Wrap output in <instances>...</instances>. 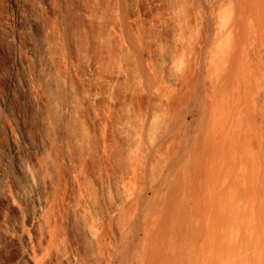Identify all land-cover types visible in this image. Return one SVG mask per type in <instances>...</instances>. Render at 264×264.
Returning <instances> with one entry per match:
<instances>
[{"label":"bare ground","instance_id":"bare-ground-1","mask_svg":"<svg viewBox=\"0 0 264 264\" xmlns=\"http://www.w3.org/2000/svg\"><path fill=\"white\" fill-rule=\"evenodd\" d=\"M55 1L0 0V263L264 264V0Z\"/></svg>","mask_w":264,"mask_h":264},{"label":"rangeland","instance_id":"rangeland-1","mask_svg":"<svg viewBox=\"0 0 264 264\" xmlns=\"http://www.w3.org/2000/svg\"><path fill=\"white\" fill-rule=\"evenodd\" d=\"M29 1V2H28ZM32 1V0H31ZM30 0H24V2H26V3H24V5H25V8H26V10H28V11H31V9H32V2H31ZM34 1V0H33ZM57 1V0H56ZM55 1V2H56ZM29 3V4H28ZM56 4H58V3H56ZM2 5V4H1ZM2 6H0V8H1ZM2 10V9H1ZM3 11V10H2ZM43 13V14H42ZM41 17L42 18H44V21H46V23L48 22V24L47 25H49L50 27H52L53 25L52 24H49V21L51 20V18L49 17V13L47 12V11H43V12H41ZM50 23H51V21H50ZM52 25V26H51ZM51 30V33H53L55 30L54 29H50ZM2 36V37H1ZM51 36V35H50ZM3 38H4V34H2V35H0V48L2 47L3 49V53H1V58H0V83H4L5 81H6V79H8V77L9 76H7L6 77V69L9 67H11V65H9L10 63H9V61L7 60V58H8V56L7 55H9V53H8V49L7 50H4V41H3ZM55 47H53V49H54ZM6 51V52H5ZM5 56V57H4ZM56 56V55H55ZM54 56V62H56V63H58V57H55ZM3 58V59H2ZM55 59H56V61H55ZM6 61V63L4 64V62ZM3 62V63H2ZM9 64H8V63ZM3 64V65H2ZM7 64V65H6ZM33 64V65H32ZM6 66H8L7 68H6ZM2 67V68H1ZM5 67V68H4ZM30 70H31V72H32V75H33V78H34V81H35V83H36V85H37V88H38V91L37 92H35V95L36 96H38V97H41V96H43V97H46V99L47 100H45V102L43 103V105H42V107H43V109H44V111L46 112L45 113V116H44V119L47 121V122H49L48 123V125L49 126H46V129L45 128H42V118L40 119L39 118V116H38V110H37V108H36V106L34 105H31V102H29L30 100H29V97H25L24 99H22V100H20V96H21V94H20V92L18 91V89H17V93L13 96V94H14V92H13V90H12V92H13V94H12V96H11V98L9 99V102H8V107H9V105L11 106V107H9L10 109H12V110H14L15 112H17V114H18V116H19V118L25 123V125H26V130H27V132H28V134H29V136H31V137H33V139L36 137V133H44V134H46V135H49L50 137H55V135H56V137L55 138H57V134L55 133V132H57L56 131V129H57V127H58V122H60V119H59V121H58V117L59 118H61L60 117V115L58 116V104L57 105H55L54 104V102H52V100L50 99L51 97H52V90L51 89H49V87L47 86V84H46V82L45 81H43L44 79L42 78V76H41V70L40 69H38L37 67H35V62L32 60L31 62H30ZM40 75V76H39ZM74 76V75H73ZM72 75H70V82H71V80H72V83L74 84V82L76 83L77 82V77L75 78V77H73ZM41 77V78H40ZM71 77H73V79H75V81L73 80V79H71ZM5 78V79H4ZM74 81V82H73ZM77 86H78V84H77ZM74 87H75V89L77 88V90H75L74 89ZM74 87H73V91H71L70 92V94L69 95H71V97H73L75 94H76V97L74 96V98H77V101L79 100L78 98H80L78 95L80 94V90H78L79 89V86L78 87H76L75 86V84H74ZM79 91V92H78ZM19 92V93H18ZM72 92L74 93L73 95H72ZM79 93V94H77V93ZM15 98V99H14ZM47 102V103H46ZM78 102H80V101H78ZM37 117V118H36ZM77 116H75L74 117V120H76L75 118H76ZM79 119V118H78ZM37 131V132H36ZM43 131V132H42ZM47 132V133H46ZM54 133H55V135H54ZM36 134V135H35ZM51 134H52V136H51ZM54 135V136H53ZM13 166H14V161L13 160H11V162H10V166H9V169H10V171H12L13 170ZM71 242V243H70ZM70 242L68 243L69 245L68 246H71L72 245V247H73V244L74 243H72L73 242V240H71L70 239ZM9 244H11L10 242L9 243H7V245H8V249H11L12 250V246H11V248H9L10 247V245ZM72 247H68L69 248V250L72 248ZM10 250V251H11ZM71 251V250H70ZM11 254V253H10ZM1 260V259H0ZM0 264H2V262L0 263Z\"/></svg>","mask_w":264,"mask_h":264}]
</instances>
